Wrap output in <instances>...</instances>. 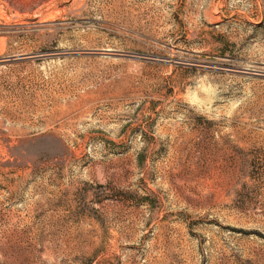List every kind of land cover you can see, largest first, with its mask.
Masks as SVG:
<instances>
[{
  "label": "rangeland",
  "instance_id": "1",
  "mask_svg": "<svg viewBox=\"0 0 264 264\" xmlns=\"http://www.w3.org/2000/svg\"><path fill=\"white\" fill-rule=\"evenodd\" d=\"M0 264H264V0H0Z\"/></svg>",
  "mask_w": 264,
  "mask_h": 264
}]
</instances>
